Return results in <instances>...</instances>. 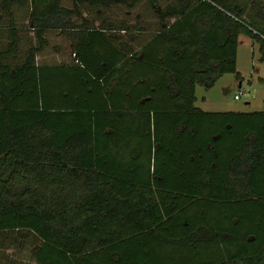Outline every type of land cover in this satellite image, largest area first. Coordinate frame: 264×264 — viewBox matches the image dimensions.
Returning a JSON list of instances; mask_svg holds the SVG:
<instances>
[{"label": "trees", "instance_id": "1", "mask_svg": "<svg viewBox=\"0 0 264 264\" xmlns=\"http://www.w3.org/2000/svg\"><path fill=\"white\" fill-rule=\"evenodd\" d=\"M193 1L153 11L140 49L85 29L69 65L37 61L46 31L75 28L62 0H0V248L35 264H264V111L195 106L198 86L240 76L241 34L264 62V0ZM14 6L39 46L20 47Z\"/></svg>", "mask_w": 264, "mask_h": 264}, {"label": "rangeland", "instance_id": "2", "mask_svg": "<svg viewBox=\"0 0 264 264\" xmlns=\"http://www.w3.org/2000/svg\"><path fill=\"white\" fill-rule=\"evenodd\" d=\"M73 1V0H72ZM138 3L132 9L130 14L131 23L137 25L141 19L142 22H151L158 19L155 12L150 11L146 4ZM63 4H70L65 1ZM74 4V3H72ZM165 4V3H164ZM163 4V5H164ZM114 7V12L103 14L109 17V22L121 23L127 14L122 10V3L110 4ZM123 11V12H122ZM157 23V22H156ZM65 33V31H63ZM60 30L50 32L48 39L50 45L46 49H42V54L48 56L46 63L56 64L62 61L64 51H69L68 39H59ZM65 37V35H63ZM6 44L5 42H3ZM34 43L39 46L36 39ZM253 43V45H252ZM3 47V45H2ZM6 48V46L4 45ZM3 47V48H4ZM1 48V45H0ZM44 50V51H43ZM41 54V55H42ZM44 62L43 59L39 60ZM237 71L240 74L229 73L217 78L213 87L198 86L196 96L198 98L197 106L204 110L222 112V111H238V112H255L264 110V62L261 61V54L257 44L249 37H242L238 46ZM236 96L241 99L237 100ZM8 248H0V264H7L10 259L22 262L23 264H35L30 258L29 250L26 249L22 254L18 249H14L11 241H7ZM9 259V260H8Z\"/></svg>", "mask_w": 264, "mask_h": 264}, {"label": "crops", "instance_id": "3", "mask_svg": "<svg viewBox=\"0 0 264 264\" xmlns=\"http://www.w3.org/2000/svg\"><path fill=\"white\" fill-rule=\"evenodd\" d=\"M65 1L69 2L70 4L68 5L63 4L64 0H62V5L66 9H69L71 11V21L75 24V28L74 30H71L73 32L64 33L63 32L64 30H60L61 33L58 34L59 39H62V40L68 39V48H69V51H64V54L66 55L62 57V61L60 63H66L70 65L73 62V59L75 56L72 54L71 45L73 42L79 43V41L84 36L83 31L87 28L102 30L104 33H106L108 40L112 44L116 46H121L124 51V50H130L132 47L134 49H140L145 43H147V39L153 36L156 30L162 27L160 20L156 18L154 19L155 21H151V22H146V21L142 22V19H141L139 22H137L138 23L137 25H135L136 23H131L130 14L132 13V9L124 4H122L121 7L124 12L126 11L125 14L127 15L121 21V23L117 24L114 22H109L108 20L109 17L103 16V14H110L114 12V7L110 5L112 3L108 5L106 4L103 5V4L92 3L91 0H81V1H76L77 4H75L74 0L73 1L65 0ZM141 1H143L142 3L146 4L147 8L150 11H155L158 13L167 7H169L170 9H173V8L182 9L184 7H187L185 6L187 5V0H157L153 4V6L150 5L149 0H141ZM241 1L234 0L233 2V5L236 7L237 10L240 9L239 6L241 4ZM192 3L194 4L195 2L192 0ZM243 3L244 5L247 4L248 7L251 6V3L248 1H245ZM24 10H25L24 8L19 7V6L12 7V12L15 14L16 24L23 27L21 28L22 30L20 32V47L23 49L26 46V49H27L28 43H30V45L31 44L34 45V43L32 42H35L37 37H36V29L31 28L30 20L28 19V17L25 18V16H23ZM249 10L250 8H247V12ZM25 11L29 16V10L26 9ZM251 15L252 14H250V16ZM7 20L9 21L8 17H4L3 9L0 6V29H6V28H2V26L6 27L7 25H10V23L9 24L4 23V22H7ZM172 21L174 22V20ZM50 32L52 31H46L44 33V37L46 39H48V35L50 34ZM63 35H65V37ZM7 36H9V33L6 30V34L4 36H2V34L0 35V44L3 43L4 41L3 37H7ZM241 36L242 37L245 36V38L248 37L245 34H241L239 36L238 46L241 40ZM249 39L251 40V42L252 41L254 42V46L255 44H257V46L259 47V51H260L259 43L252 40L250 37ZM49 45H50V40H49ZM49 45H47L45 49L49 47ZM41 54H42V51L39 52L37 56V61L40 62L39 60L43 59L44 62L42 63L48 62L47 61L48 56H44V54L42 55ZM237 59H238V56H237ZM60 63H56V64H60ZM47 64H50V63H47ZM197 103H198V98L195 104L197 108L205 112H214V111H208V110H204L200 108L199 106H197ZM222 112H238V111H222Z\"/></svg>", "mask_w": 264, "mask_h": 264}, {"label": "built area", "instance_id": "4", "mask_svg": "<svg viewBox=\"0 0 264 264\" xmlns=\"http://www.w3.org/2000/svg\"><path fill=\"white\" fill-rule=\"evenodd\" d=\"M236 99L239 100V99H241V97L240 96H236Z\"/></svg>", "mask_w": 264, "mask_h": 264}]
</instances>
